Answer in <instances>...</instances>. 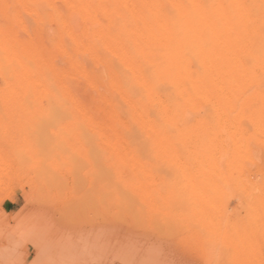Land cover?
<instances>
[{"label":"bare ground","instance_id":"bare-ground-1","mask_svg":"<svg viewBox=\"0 0 264 264\" xmlns=\"http://www.w3.org/2000/svg\"><path fill=\"white\" fill-rule=\"evenodd\" d=\"M204 111L264 126V0H0V181L15 167L39 180L102 160L135 192L158 156L186 175V216L223 226L230 260L264 264V170L250 175L249 221L213 220L223 189L243 183L249 143L186 133ZM103 221L100 250L133 246L136 234ZM148 242L129 264H202Z\"/></svg>","mask_w":264,"mask_h":264},{"label":"rangeland","instance_id":"rangeland-1","mask_svg":"<svg viewBox=\"0 0 264 264\" xmlns=\"http://www.w3.org/2000/svg\"><path fill=\"white\" fill-rule=\"evenodd\" d=\"M3 114L0 112V115ZM200 115L203 126L190 122L186 125V133L221 136L225 140L244 135V141L249 143L241 159L245 176L243 183L231 180L215 205L221 211L217 209V215L212 214L213 220L217 216L229 217L233 224L238 225L241 221H249L254 197L251 191L249 193L250 175L258 169L264 170V126L247 119L234 121L230 116L234 117L236 113L228 114L229 122L224 115L211 111L201 112ZM24 132L29 135L33 129L29 126ZM90 162L92 166L88 165V161H82V168L75 173L39 180L18 167L3 177L0 181V262L11 257L13 238L16 236V231L9 228L5 217L11 221L18 213H42L51 218L65 238V243L51 258L91 261L93 264H125L152 239L168 241L179 253L200 257L202 264H208L209 260H218L220 264H254L230 260V244L220 239L225 228L216 227V221L212 223L209 220L210 214L186 216V201L183 200L186 197V175L175 163H162L158 156L155 157L151 162L152 173L140 175L139 190L131 192L116 184L118 177L115 175L99 171L98 165H103L102 160ZM257 178L261 185L263 177ZM219 212L222 214L219 215ZM105 214L114 224L136 234L133 246L127 243L123 247L100 250L99 226L104 223ZM18 223L23 228L26 222L20 220ZM261 248L264 250V242Z\"/></svg>","mask_w":264,"mask_h":264},{"label":"snow or ice","instance_id":"snow-or-ice-1","mask_svg":"<svg viewBox=\"0 0 264 264\" xmlns=\"http://www.w3.org/2000/svg\"><path fill=\"white\" fill-rule=\"evenodd\" d=\"M7 199V198H6ZM6 223L16 231L13 238L12 255L0 264H93L91 261H68L51 258L64 243L62 230L56 227L51 218L42 213L16 214ZM24 220L21 228L19 221ZM34 257V258H33ZM129 264V262H125ZM131 264H175L174 261L150 258L131 262ZM208 264H220L218 260H209Z\"/></svg>","mask_w":264,"mask_h":264}]
</instances>
